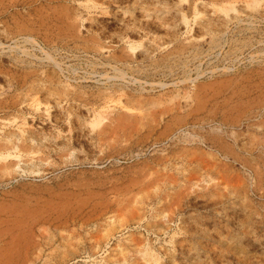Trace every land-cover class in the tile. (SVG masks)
I'll return each mask as SVG.
<instances>
[{"label": "rangeland", "instance_id": "obj_1", "mask_svg": "<svg viewBox=\"0 0 264 264\" xmlns=\"http://www.w3.org/2000/svg\"><path fill=\"white\" fill-rule=\"evenodd\" d=\"M0 264H264V0H0Z\"/></svg>", "mask_w": 264, "mask_h": 264}]
</instances>
